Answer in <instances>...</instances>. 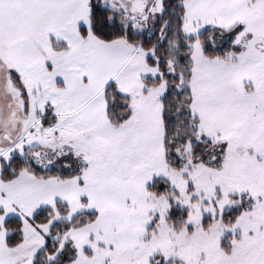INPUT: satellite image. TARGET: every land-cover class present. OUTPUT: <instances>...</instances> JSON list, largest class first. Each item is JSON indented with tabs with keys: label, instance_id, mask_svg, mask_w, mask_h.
I'll return each instance as SVG.
<instances>
[{
	"label": "snow or ice",
	"instance_id": "obj_1",
	"mask_svg": "<svg viewBox=\"0 0 264 264\" xmlns=\"http://www.w3.org/2000/svg\"><path fill=\"white\" fill-rule=\"evenodd\" d=\"M0 264H264V0H0Z\"/></svg>",
	"mask_w": 264,
	"mask_h": 264
}]
</instances>
